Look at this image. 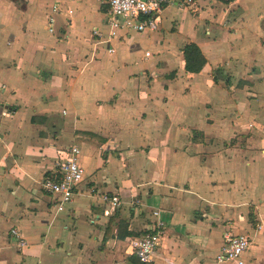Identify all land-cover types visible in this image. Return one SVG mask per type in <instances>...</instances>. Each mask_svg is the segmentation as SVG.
<instances>
[{
	"label": "crops",
	"instance_id": "obj_1",
	"mask_svg": "<svg viewBox=\"0 0 264 264\" xmlns=\"http://www.w3.org/2000/svg\"><path fill=\"white\" fill-rule=\"evenodd\" d=\"M114 21L107 0H0V264H129L157 219L150 264H211L228 232L264 264V0L167 4L110 38ZM72 146L84 179L57 215L41 183Z\"/></svg>",
	"mask_w": 264,
	"mask_h": 264
},
{
	"label": "built area",
	"instance_id": "obj_2",
	"mask_svg": "<svg viewBox=\"0 0 264 264\" xmlns=\"http://www.w3.org/2000/svg\"><path fill=\"white\" fill-rule=\"evenodd\" d=\"M173 3L184 6L185 0H107L109 10L117 20L111 22L109 37H115L117 31L122 28H127L136 33L153 32L156 29V18L162 7ZM54 10L56 7H53ZM118 20H122V24ZM49 32H53L51 26ZM108 51L109 53L113 52L112 49H108ZM79 154L80 150L76 146L68 148L65 152L66 157L61 158L51 170L44 174L41 187L46 194L54 198V208L57 215L72 202L77 186L84 179L85 171L79 163ZM100 200L107 206L106 215L122 205L121 197L117 193H103L100 195ZM158 215V212L153 213L154 217H158ZM163 232L164 222L157 219L144 235L130 239V248L142 264L152 262ZM10 233L18 248L26 246L19 230L11 229ZM250 245L251 240L247 235L225 233L220 251L215 255L211 264H244L243 254Z\"/></svg>",
	"mask_w": 264,
	"mask_h": 264
},
{
	"label": "trees",
	"instance_id": "obj_3",
	"mask_svg": "<svg viewBox=\"0 0 264 264\" xmlns=\"http://www.w3.org/2000/svg\"><path fill=\"white\" fill-rule=\"evenodd\" d=\"M183 60H184V69L187 73H199L205 66L206 60L202 55L200 49L193 43L187 44L182 49ZM140 234H130L134 237H140L144 235ZM129 235V236H130ZM129 264H142L135 256L129 261Z\"/></svg>",
	"mask_w": 264,
	"mask_h": 264
}]
</instances>
